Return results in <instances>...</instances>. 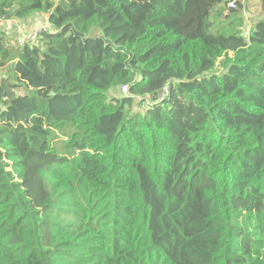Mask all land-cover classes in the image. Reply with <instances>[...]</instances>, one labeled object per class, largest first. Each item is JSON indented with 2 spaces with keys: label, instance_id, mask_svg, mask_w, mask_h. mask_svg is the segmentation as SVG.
Here are the masks:
<instances>
[{
  "label": "trees",
  "instance_id": "trees-1",
  "mask_svg": "<svg viewBox=\"0 0 264 264\" xmlns=\"http://www.w3.org/2000/svg\"><path fill=\"white\" fill-rule=\"evenodd\" d=\"M228 1L0 0L48 14L0 81V264H264V0L246 36Z\"/></svg>",
  "mask_w": 264,
  "mask_h": 264
},
{
  "label": "rangeland",
  "instance_id": "rangeland-1",
  "mask_svg": "<svg viewBox=\"0 0 264 264\" xmlns=\"http://www.w3.org/2000/svg\"><path fill=\"white\" fill-rule=\"evenodd\" d=\"M255 4H256L255 0H249V1L244 0V8H243L244 9L243 10L244 11V18L243 19L244 20L247 19V21H248V27H247L245 33H248V30H249L250 26L253 24V22L255 21V19L261 17V14H259V11L256 8ZM142 7H143V4L141 2L134 4L133 11L136 14L135 16L139 17L138 15L140 14V10ZM246 10H247V12L249 11L250 13H247ZM224 12H227V9ZM239 15H240V12L233 11L229 16V19L234 20V19H236L235 17H238ZM229 19L226 22L223 21L222 24H224L225 27L229 28L228 31L232 32L233 28H234V22L227 24ZM241 26L242 25H240L239 27L242 28ZM9 40L10 41H8V39L6 40V45H7L9 52L11 54H13L16 52V48H15L13 40H11V39H9ZM11 56L9 54L8 58H6L4 60V63L0 64L1 65L0 67H3L2 69H0V81L3 78L10 77L12 74L11 67H12L13 59L15 60L16 56H15V54L12 57ZM11 82H13V80ZM58 134H60V132H58ZM57 141L59 142L60 140L58 139Z\"/></svg>",
  "mask_w": 264,
  "mask_h": 264
},
{
  "label": "crops",
  "instance_id": "crops-1",
  "mask_svg": "<svg viewBox=\"0 0 264 264\" xmlns=\"http://www.w3.org/2000/svg\"><path fill=\"white\" fill-rule=\"evenodd\" d=\"M41 24H46V25L48 24V14L47 13L37 12V13L30 15L26 20H21V21L18 19L0 20V33H2V35L5 38L7 37L5 39V46L7 47L6 40L8 39V41H10L9 39H11L13 40L15 48L17 50L18 46L15 43L16 31L23 30V32H29L33 30L35 27L40 26ZM14 54L16 56V52L11 55L13 56ZM2 68L3 67H0V69Z\"/></svg>",
  "mask_w": 264,
  "mask_h": 264
},
{
  "label": "built area",
  "instance_id": "built-area-1",
  "mask_svg": "<svg viewBox=\"0 0 264 264\" xmlns=\"http://www.w3.org/2000/svg\"><path fill=\"white\" fill-rule=\"evenodd\" d=\"M239 0H229L227 3V7L228 8H235L236 7V3ZM242 3H244V0H240ZM48 30V24H41L40 26L35 27L33 30L29 31V32H23V30L21 31H16L15 34V43L18 47L23 46L25 44L28 45H34L38 42V40L42 37V35ZM167 88H164V91ZM120 92L123 95H127L128 94V86L124 85L121 86L120 88Z\"/></svg>",
  "mask_w": 264,
  "mask_h": 264
},
{
  "label": "water",
  "instance_id": "water-1",
  "mask_svg": "<svg viewBox=\"0 0 264 264\" xmlns=\"http://www.w3.org/2000/svg\"><path fill=\"white\" fill-rule=\"evenodd\" d=\"M247 27H248V21H247V19H245L244 20V25L242 26V35L243 36H246L247 35V33H245Z\"/></svg>",
  "mask_w": 264,
  "mask_h": 264
}]
</instances>
